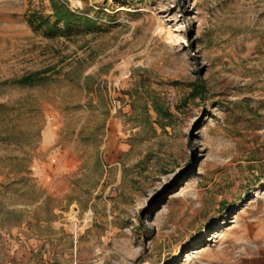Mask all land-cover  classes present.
<instances>
[{
    "label": "rangeland",
    "instance_id": "obj_1",
    "mask_svg": "<svg viewBox=\"0 0 264 264\" xmlns=\"http://www.w3.org/2000/svg\"><path fill=\"white\" fill-rule=\"evenodd\" d=\"M0 264H264V0H0Z\"/></svg>",
    "mask_w": 264,
    "mask_h": 264
},
{
    "label": "trees",
    "instance_id": "obj_2",
    "mask_svg": "<svg viewBox=\"0 0 264 264\" xmlns=\"http://www.w3.org/2000/svg\"><path fill=\"white\" fill-rule=\"evenodd\" d=\"M55 10V18L57 23H52L48 20H44L41 18L38 23L35 25L37 30L44 29L48 35H51L55 32H62L60 31L59 27L60 24L64 25V28L66 31L71 30L72 22L77 19V16L75 13H73L71 10H69L67 7L63 6H56L54 8Z\"/></svg>",
    "mask_w": 264,
    "mask_h": 264
}]
</instances>
